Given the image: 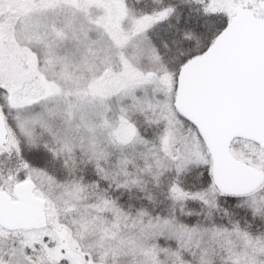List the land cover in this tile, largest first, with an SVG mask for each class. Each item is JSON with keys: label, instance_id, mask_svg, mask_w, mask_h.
<instances>
[{"label": "snow or ice", "instance_id": "obj_1", "mask_svg": "<svg viewBox=\"0 0 264 264\" xmlns=\"http://www.w3.org/2000/svg\"><path fill=\"white\" fill-rule=\"evenodd\" d=\"M0 264H264V0H0Z\"/></svg>", "mask_w": 264, "mask_h": 264}, {"label": "rangeland", "instance_id": "obj_2", "mask_svg": "<svg viewBox=\"0 0 264 264\" xmlns=\"http://www.w3.org/2000/svg\"><path fill=\"white\" fill-rule=\"evenodd\" d=\"M5 11H6V12H11L12 14H16V12H17L18 10L15 9V8H6ZM65 11L71 13V12L73 11V9H66ZM77 15L79 16L80 14L77 13ZM18 39H20L21 41H23V40L25 39V37H24L23 35H20V36H18ZM34 46H35V45H34ZM38 50H39V49H38ZM52 71H53L55 74L59 75L60 72H61V69H59V68H55V69H53ZM14 74H15V73H13V75H14Z\"/></svg>", "mask_w": 264, "mask_h": 264}]
</instances>
